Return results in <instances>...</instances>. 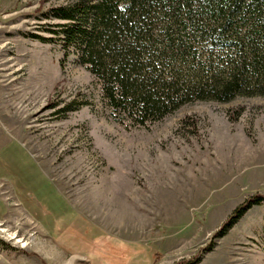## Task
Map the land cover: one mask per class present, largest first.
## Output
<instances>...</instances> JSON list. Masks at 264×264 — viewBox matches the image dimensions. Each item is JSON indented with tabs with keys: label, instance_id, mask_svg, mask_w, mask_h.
Instances as JSON below:
<instances>
[{
	"label": "rangeland",
	"instance_id": "obj_1",
	"mask_svg": "<svg viewBox=\"0 0 264 264\" xmlns=\"http://www.w3.org/2000/svg\"><path fill=\"white\" fill-rule=\"evenodd\" d=\"M68 1L0 0V264H264V204L214 237L264 194V96L121 124L77 54L31 37Z\"/></svg>",
	"mask_w": 264,
	"mask_h": 264
},
{
	"label": "trees",
	"instance_id": "obj_2",
	"mask_svg": "<svg viewBox=\"0 0 264 264\" xmlns=\"http://www.w3.org/2000/svg\"><path fill=\"white\" fill-rule=\"evenodd\" d=\"M64 58L78 55L119 123L145 127L194 101L264 96V0H69L43 12ZM238 205L223 237L255 205ZM213 245L208 246L211 250Z\"/></svg>",
	"mask_w": 264,
	"mask_h": 264
},
{
	"label": "crops",
	"instance_id": "obj_3",
	"mask_svg": "<svg viewBox=\"0 0 264 264\" xmlns=\"http://www.w3.org/2000/svg\"><path fill=\"white\" fill-rule=\"evenodd\" d=\"M1 182V181H0ZM0 186H1V183H0ZM3 194V191L1 190V192H0V194ZM4 199V198H3ZM67 202V201H66ZM68 203V202H67ZM30 206H33V204L30 202ZM34 205L36 206V204L34 203ZM16 206L18 207V208H15V209H10V212H15V211H17V210H19L20 208H19V206L17 205V202H16Z\"/></svg>",
	"mask_w": 264,
	"mask_h": 264
},
{
	"label": "bare ground",
	"instance_id": "obj_4",
	"mask_svg": "<svg viewBox=\"0 0 264 264\" xmlns=\"http://www.w3.org/2000/svg\"><path fill=\"white\" fill-rule=\"evenodd\" d=\"M14 236H15L14 234H10V237H11V238H15ZM22 240H23V239H21V240L18 239V242H22ZM26 244H27V243H25V242L22 243V245H26Z\"/></svg>",
	"mask_w": 264,
	"mask_h": 264
}]
</instances>
